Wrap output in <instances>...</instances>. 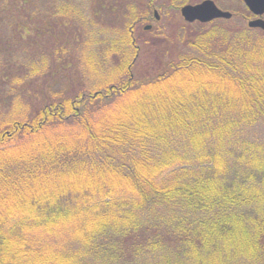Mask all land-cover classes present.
Instances as JSON below:
<instances>
[{"label":"trees","instance_id":"16d2710c","mask_svg":"<svg viewBox=\"0 0 264 264\" xmlns=\"http://www.w3.org/2000/svg\"><path fill=\"white\" fill-rule=\"evenodd\" d=\"M147 8L144 6L145 12ZM180 14L176 15L184 32L178 35L181 43L177 62L167 64L162 72L137 77L136 82L124 76L120 82L91 94L82 92V83L75 82L73 87L79 85L73 89L76 95L64 89L53 93L44 87L39 90L42 96L35 99L32 81L26 78L28 72H23L27 64L9 55L0 56V111L10 108L0 118V148L19 141H36L29 147L32 154L27 161L0 165V185H7L0 191L4 195L0 196V264H26L25 257L39 250L33 242L34 231L51 223H59L54 226L60 231L70 222L76 224L80 234L74 237L79 241L70 239L72 252L57 251L65 252V262L68 257L79 256L100 264H136L137 259L158 264L156 255L165 256L168 252V264H264V191L253 184L264 182V141L250 139L224 147L215 144L212 148L205 142L179 152L174 141L185 135L180 127L186 126L185 132L188 129L189 136L195 135L212 118L196 104V108L183 110L185 103L180 99L174 101L173 112L176 119H184L183 123L174 125L172 131L159 129L156 137L140 127H129L123 120L110 124L92 120L98 110L111 109L136 85L144 84L149 89L169 81L167 77L172 72L201 68L238 80L247 91L250 110L239 113L236 127L242 130L259 120L264 123V80L257 76L261 69L240 66L235 60L238 54L233 51L234 43L231 44L235 37H245L241 48L245 55L248 33L256 28L247 26L230 35V39L218 37L211 44L203 41L204 34L194 28L196 21L188 22ZM243 16L242 19L247 15ZM233 18L234 14L230 19L219 20L228 22ZM138 19L134 26L139 24ZM17 27L21 32L31 31L30 25ZM133 29L132 43L139 47L142 43ZM259 30L264 38V31ZM146 40L156 43L154 37ZM15 52L18 54L13 49V57ZM263 53L258 51L251 56L259 59ZM138 59L137 53L125 68L126 75H131ZM17 71L26 75L16 78ZM249 72L253 73L250 77ZM4 84L15 85L13 91H1ZM15 87L18 91H14ZM17 98L20 101L13 108L12 100ZM206 110H210L209 106ZM64 128L70 132L64 133ZM54 129L64 133L56 140L65 147L40 150L39 140ZM66 136H73L69 140L72 143L64 142L68 141ZM145 137L153 143L144 142ZM84 169L87 174H83V180H76L80 184L74 183V187L71 182L58 179V173ZM50 178L56 187L63 186L57 188L55 195H31L32 207L26 212L14 207L10 199L22 196L29 185L50 184ZM114 179V183H125L114 186ZM45 228L48 227L42 226ZM45 258L46 255L43 264H62L57 254L50 262Z\"/></svg>","mask_w":264,"mask_h":264},{"label":"rangeland","instance_id":"374dc122","mask_svg":"<svg viewBox=\"0 0 264 264\" xmlns=\"http://www.w3.org/2000/svg\"><path fill=\"white\" fill-rule=\"evenodd\" d=\"M146 1L150 5L153 3L156 6L158 4L163 5L161 9L159 8V18H157L156 13H144V6L147 7L144 4ZM202 1L204 0H0V56L2 54L9 55V57L27 64L23 72H28L26 78L32 81V87L37 95L35 99L42 96L39 90L44 89V87L47 91L53 90V93L59 89H64L69 91L70 95H76L73 94V89L79 85L76 84L73 87L75 82L82 83L80 85L81 90L86 94L102 90L106 85L118 83L124 79V76L136 82L137 77L144 78V75L148 73L162 72L167 68L165 67L167 64L177 62V49L181 43L178 35L182 34L184 29L182 30L176 15L177 13L180 14V10H177L176 6L181 8L186 4H198ZM213 1L218 7L234 14V18L228 22L219 20L223 18L211 20L214 23H209L211 21L195 22L194 28L201 35L204 34L203 41H210L211 44L218 37L230 39V35L237 34L238 31L247 28L249 20L256 17L242 0ZM112 6L115 9H112ZM157 9L156 7L155 11H158ZM243 15H247L246 18L242 19L241 16ZM137 17L140 22L134 26ZM202 23L208 24L202 26ZM22 25H30L31 31L28 33L21 32L17 26ZM146 25H152V28H149L152 30L149 31L145 27ZM131 29L141 41V46L140 44L139 47L133 45ZM259 29L261 28H256L248 33L250 38L246 44L245 55H242L241 49L244 47L243 40L245 37L237 36L231 44L234 43L233 51H237L238 55L235 60L238 64L240 66L247 64L254 68L259 67L261 73L257 76L264 80V53L260 55L259 59L251 56L258 51L261 53L264 51V38H262ZM152 37L156 39V43L147 42L146 39ZM13 49L18 51V54L16 52L13 54L14 57L12 56ZM137 53L139 59L136 66L131 75H126L124 70ZM246 56L248 57L247 60L245 59ZM15 74L16 78H22L26 75H22L20 71L15 72ZM176 74L172 72L167 77L169 81L149 89L144 84L136 85L135 90H131L114 102L111 109L106 112L98 110L96 117L92 120L94 123L107 122L108 124L112 121L123 120L129 127L132 125L140 127L142 131H147L156 137L159 129L168 128L172 131L175 128L174 125L183 123L182 120L184 119H176L177 115L173 112L174 101L180 99L185 103L183 110L196 108L194 105L196 104L199 109L204 110L203 113H206L207 116L212 115V118L208 119L207 124L204 125L205 128L196 131L195 135L189 136L190 131L187 129V133L185 132L187 127H180L185 135H182L181 138L176 135L177 138L174 142L177 151L181 152L185 147L192 145L200 147L205 142L210 143L212 148L215 144L224 147L250 139L258 142V139L264 141V123L262 120L250 127H244L242 130L241 127L235 126V123L238 125L237 121L240 120L239 113L243 110H250L248 93L240 87L238 80H230L231 77L222 73L205 71L201 68L181 71ZM252 74L249 72L248 76L250 77ZM5 86L7 85L4 84L1 87V91L6 88V91L12 92L15 85ZM14 91H18V89L15 87ZM80 92L78 91V95ZM18 101H20L19 98L15 101L12 100L13 108ZM208 106L210 110L207 111ZM7 109L10 108H4V111H0V118L7 115ZM17 109L23 111V109ZM177 109L180 108L177 107ZM177 112L179 113V111ZM62 130L64 133L70 132L69 128ZM64 133L58 129L52 130L47 133L46 137L39 140L40 143L37 147L40 150L47 147L50 150L65 147L64 143L61 144L56 140L57 136ZM148 133L146 134L150 135ZM71 137L73 136H66L68 141L64 140V142L66 144L72 143L69 141L72 140ZM145 138L144 142L153 143L150 137ZM158 138L161 139L162 137ZM46 141L51 144L46 145ZM157 141L159 143L160 140ZM35 142L25 140L1 147L0 165H6L3 163L14 165L20 161H27L28 156L32 154V148L29 147ZM11 168L13 166H9V169ZM0 174L2 173L0 172ZM83 174H87L85 169L79 172H61L57 175L60 181L71 182V186L74 187V183L80 184H77L76 180L84 179ZM48 181L50 184L45 186L42 184L39 186L37 184L29 185L23 190L22 196L10 199V201L14 207H21L18 211L26 212L32 207L31 195L38 194V197L53 196L57 193V188L62 186L57 184L56 187L51 178ZM114 182L115 179L113 181L114 186H123L125 180ZM253 184L254 188L264 191V182ZM4 186L7 185H0V191L6 189ZM0 196L3 197L4 195L0 193ZM6 204L8 207L11 206L9 201ZM57 224L59 223L42 225L48 228L42 229L40 226L41 230L34 231L33 242L39 245V250L25 257L28 259L25 261L26 264H43L45 255L50 262L56 254L62 264H100L81 259L79 256H74L72 259L68 257L65 262V252L57 253V251L72 252L69 248H74V246L70 239L77 240L74 237L78 238L80 232H78L75 223H68V227L60 231L54 226ZM166 254L168 252L165 253V256L161 253L156 255L155 260H159L158 264H168L170 258ZM144 263V259L136 260V264ZM50 264L54 263L50 262Z\"/></svg>","mask_w":264,"mask_h":264},{"label":"water","instance_id":"95a60500","mask_svg":"<svg viewBox=\"0 0 264 264\" xmlns=\"http://www.w3.org/2000/svg\"><path fill=\"white\" fill-rule=\"evenodd\" d=\"M243 1L256 16L249 20L248 26L264 30V0ZM181 14L188 22H209L218 18L230 19L233 16L230 11L219 8L213 0H204L198 4H186L181 8ZM156 16L159 18L158 13H156Z\"/></svg>","mask_w":264,"mask_h":264},{"label":"flooded vegetation","instance_id":"af4514ba","mask_svg":"<svg viewBox=\"0 0 264 264\" xmlns=\"http://www.w3.org/2000/svg\"><path fill=\"white\" fill-rule=\"evenodd\" d=\"M242 2L244 3V1L242 0ZM217 5V4H216ZM218 6V5H217ZM147 9H148V11L147 12H145L144 11V13H159L160 11H159V8L161 9L162 7H163V5L162 4H158V6H156L154 3L152 4V5H150V3H148L147 4ZM156 7L158 8L157 10L158 11H155L156 10ZM176 8H177V6H176ZM182 8V7H181ZM181 8H179V10H180V13H181ZM220 8V7H219ZM222 9V8H221ZM178 10V9H177ZM252 12V11H251ZM146 28H152V25H146L145 26Z\"/></svg>","mask_w":264,"mask_h":264}]
</instances>
